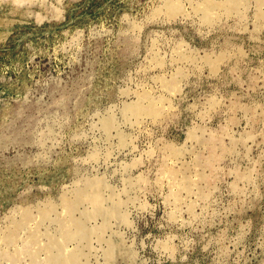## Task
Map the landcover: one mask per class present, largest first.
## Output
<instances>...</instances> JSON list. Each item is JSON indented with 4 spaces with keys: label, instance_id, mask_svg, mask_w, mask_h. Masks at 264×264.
<instances>
[{
    "label": "rangeland",
    "instance_id": "374dc122",
    "mask_svg": "<svg viewBox=\"0 0 264 264\" xmlns=\"http://www.w3.org/2000/svg\"><path fill=\"white\" fill-rule=\"evenodd\" d=\"M166 1L0 0V229L18 205L35 210L100 176L131 224L112 219L102 243L93 237L90 264H105L110 237L130 252L116 264H264V5L245 0L240 15L218 5L210 22L207 0H178L172 17ZM172 77L175 92L162 82ZM147 91L164 115L126 121L125 101ZM110 114L118 124L106 131ZM192 132L219 133L222 158L209 183L194 177L208 198L195 187L178 201L174 181L209 153Z\"/></svg>",
    "mask_w": 264,
    "mask_h": 264
},
{
    "label": "bare ground",
    "instance_id": "6f19581e",
    "mask_svg": "<svg viewBox=\"0 0 264 264\" xmlns=\"http://www.w3.org/2000/svg\"><path fill=\"white\" fill-rule=\"evenodd\" d=\"M243 1L246 2L245 0H227L224 4H219L215 0H207L202 8L203 10L201 9L204 13L203 18L210 22L214 20L215 15L211 16L207 10L209 8H219L220 6L224 12L229 14L231 12L241 14L240 5ZM164 5L171 17L177 16L183 10L178 0H167ZM258 5H264V0H258ZM262 8V6L261 8L259 7L260 11L258 13L264 17ZM197 10H200L199 7ZM201 10L200 12H202ZM180 57L187 58L188 56L181 53ZM206 60L215 68L220 58H212L208 55ZM162 82L163 86L168 87L172 92L179 89L178 79L175 77L171 81L165 78ZM164 110L162 99L152 96L147 91V93H140L137 101L128 103L125 101L121 112L126 121L133 124L140 116L144 115L157 119L164 115ZM101 122L106 131L116 128L118 124L113 114L106 115ZM116 131L120 144L125 145L128 142V135L120 128H117ZM190 134L191 138H199L209 153L207 155L201 154L198 157L197 164L203 170L197 167L193 176H186L183 173L180 179L174 181L176 187L173 185L172 195L178 201L181 199V192L191 191L195 187H198V198H208L211 193L210 189L208 192V187L198 186L199 182L197 183L196 179H202L209 183L216 169V162L222 158L217 151L218 143H215L219 133H209V137L199 135L197 132ZM167 149L169 154L178 155L180 153V149L176 148V146L168 145ZM94 155L95 153H92L91 156L95 157ZM206 168L211 170L212 175L205 171ZM166 171L170 174H176V177H178L179 173H182L169 168ZM238 175L240 178H251V174L239 173ZM194 177L197 178L194 179ZM144 181H147L146 178L140 175L137 180L132 181L130 184L135 185ZM237 188L238 186L234 185V189ZM107 190L110 191L109 196L104 195V191ZM114 195L113 190L102 177H83V179L75 180L74 188L63 191L57 201H51L53 200L51 199L45 203L38 204L35 210L33 206L18 205V207L16 205L17 207L13 208L12 211L10 210L11 214L6 216V225L0 229V264H90L86 257L88 255L87 250L93 247V237L99 243H102L106 239L105 234L112 219H117L122 224H131L128 214L121 209L125 201ZM108 200L112 202L110 206H107ZM189 208L190 210L194 208L193 201L189 204ZM99 217L102 219L100 223L96 222L93 225L90 223L91 220H97ZM34 221H36V225L32 224ZM48 223L53 225V227L47 226ZM42 224H44V228H42ZM104 251L106 256L105 264H116L117 253H124L126 256L130 255L129 250L121 239L114 240L111 237L107 240V247ZM42 253L44 254L43 257L40 256Z\"/></svg>",
    "mask_w": 264,
    "mask_h": 264
}]
</instances>
